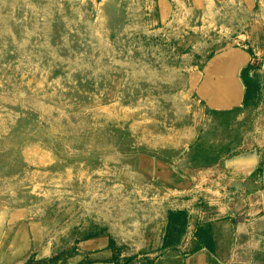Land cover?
Masks as SVG:
<instances>
[{
    "label": "rangeland",
    "instance_id": "obj_1",
    "mask_svg": "<svg viewBox=\"0 0 264 264\" xmlns=\"http://www.w3.org/2000/svg\"><path fill=\"white\" fill-rule=\"evenodd\" d=\"M168 1L162 22L158 0H0V209L137 255L184 197L174 179L235 152L252 115L200 83L241 11L206 31L197 0Z\"/></svg>",
    "mask_w": 264,
    "mask_h": 264
},
{
    "label": "crops",
    "instance_id": "obj_2",
    "mask_svg": "<svg viewBox=\"0 0 264 264\" xmlns=\"http://www.w3.org/2000/svg\"><path fill=\"white\" fill-rule=\"evenodd\" d=\"M158 2L163 22L173 4ZM229 8L241 17L206 60L201 95L217 112L251 114L253 122L235 152L200 167L206 175L174 179L184 197L168 207L158 239L132 255L98 228L64 245L42 220L0 209V264H264V0H197L189 12L198 10L210 31L212 22L227 23L220 19Z\"/></svg>",
    "mask_w": 264,
    "mask_h": 264
},
{
    "label": "trees",
    "instance_id": "obj_3",
    "mask_svg": "<svg viewBox=\"0 0 264 264\" xmlns=\"http://www.w3.org/2000/svg\"><path fill=\"white\" fill-rule=\"evenodd\" d=\"M246 95H247V98H248V96L250 95V91H249V93H248V91H247V94H246Z\"/></svg>",
    "mask_w": 264,
    "mask_h": 264
},
{
    "label": "bare ground",
    "instance_id": "obj_4",
    "mask_svg": "<svg viewBox=\"0 0 264 264\" xmlns=\"http://www.w3.org/2000/svg\"><path fill=\"white\" fill-rule=\"evenodd\" d=\"M31 155V154H30Z\"/></svg>",
    "mask_w": 264,
    "mask_h": 264
}]
</instances>
